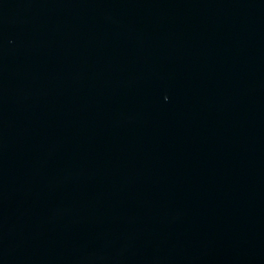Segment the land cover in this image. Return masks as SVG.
Masks as SVG:
<instances>
[{"label": "water", "instance_id": "obj_1", "mask_svg": "<svg viewBox=\"0 0 264 264\" xmlns=\"http://www.w3.org/2000/svg\"><path fill=\"white\" fill-rule=\"evenodd\" d=\"M0 264H264V0H0Z\"/></svg>", "mask_w": 264, "mask_h": 264}]
</instances>
